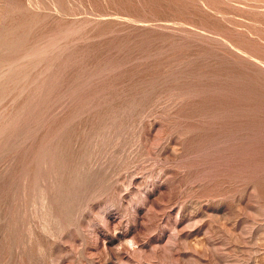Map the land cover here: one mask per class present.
<instances>
[{"label": "rangeland", "instance_id": "rangeland-1", "mask_svg": "<svg viewBox=\"0 0 264 264\" xmlns=\"http://www.w3.org/2000/svg\"><path fill=\"white\" fill-rule=\"evenodd\" d=\"M0 264H264V0H0Z\"/></svg>", "mask_w": 264, "mask_h": 264}]
</instances>
